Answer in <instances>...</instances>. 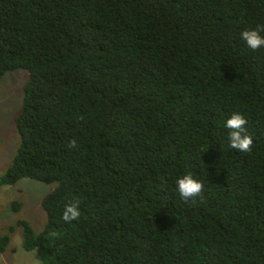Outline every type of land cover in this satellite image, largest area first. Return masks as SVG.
<instances>
[{"label":"trees","instance_id":"1","mask_svg":"<svg viewBox=\"0 0 264 264\" xmlns=\"http://www.w3.org/2000/svg\"><path fill=\"white\" fill-rule=\"evenodd\" d=\"M261 25L264 0H0V79L30 74L0 184L56 183L25 248L43 264H264V47L241 35ZM234 113L250 152L229 146ZM189 173L194 202L177 191Z\"/></svg>","mask_w":264,"mask_h":264},{"label":"rangeland","instance_id":"2","mask_svg":"<svg viewBox=\"0 0 264 264\" xmlns=\"http://www.w3.org/2000/svg\"><path fill=\"white\" fill-rule=\"evenodd\" d=\"M30 77L24 69L11 70L0 79V178L12 164L21 144L17 117L24 106L25 86ZM56 183L22 178L12 185L0 184V232L9 235V243L0 252V264H43L35 249L24 246L23 221L39 232L46 222L43 198Z\"/></svg>","mask_w":264,"mask_h":264},{"label":"clouds","instance_id":"3","mask_svg":"<svg viewBox=\"0 0 264 264\" xmlns=\"http://www.w3.org/2000/svg\"><path fill=\"white\" fill-rule=\"evenodd\" d=\"M264 32V25L258 26L257 29L246 30L242 32V38L246 42L247 46L253 51L264 47V36L261 35ZM247 121L244 119L242 114L234 113L226 121V128L229 130L228 139L229 146L231 148L237 149L240 152H250L253 139L250 135L245 134V125ZM71 147L76 146V141L70 142ZM204 188L201 181L195 179L192 174H186L177 180V191L181 199L184 201L192 200L200 196ZM79 201L68 204L65 206L63 212V220L70 223L73 220L79 219L80 209ZM55 235V233H53Z\"/></svg>","mask_w":264,"mask_h":264}]
</instances>
